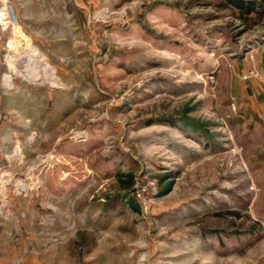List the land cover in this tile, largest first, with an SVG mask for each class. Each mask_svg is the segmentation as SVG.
I'll return each instance as SVG.
<instances>
[{
  "label": "rangeland",
  "instance_id": "obj_1",
  "mask_svg": "<svg viewBox=\"0 0 264 264\" xmlns=\"http://www.w3.org/2000/svg\"><path fill=\"white\" fill-rule=\"evenodd\" d=\"M240 2L0 0V264L264 258V0ZM27 43L53 84L17 74Z\"/></svg>",
  "mask_w": 264,
  "mask_h": 264
},
{
  "label": "bare ground",
  "instance_id": "obj_2",
  "mask_svg": "<svg viewBox=\"0 0 264 264\" xmlns=\"http://www.w3.org/2000/svg\"><path fill=\"white\" fill-rule=\"evenodd\" d=\"M17 30L18 29L14 28L16 33L18 32ZM17 51H19V54H22L25 58V62L22 64L24 66L23 72H17L18 75L29 82H37L38 80L40 82L53 84V72L48 70L49 66L45 64L36 49L29 46L27 43L26 48H23V50L20 48ZM16 63L12 64V67L22 66L21 64L18 65Z\"/></svg>",
  "mask_w": 264,
  "mask_h": 264
},
{
  "label": "crops",
  "instance_id": "obj_3",
  "mask_svg": "<svg viewBox=\"0 0 264 264\" xmlns=\"http://www.w3.org/2000/svg\"><path fill=\"white\" fill-rule=\"evenodd\" d=\"M225 255L228 256V258L232 259L233 262L231 264H245L244 262H242V258H244V256L246 255L245 253H241L239 251L228 252L227 254H222L223 258ZM258 261V264H264V258Z\"/></svg>",
  "mask_w": 264,
  "mask_h": 264
},
{
  "label": "trees",
  "instance_id": "obj_4",
  "mask_svg": "<svg viewBox=\"0 0 264 264\" xmlns=\"http://www.w3.org/2000/svg\"><path fill=\"white\" fill-rule=\"evenodd\" d=\"M241 0H231V2L234 4V6L241 8L243 7V4L240 2ZM246 8V7H245Z\"/></svg>",
  "mask_w": 264,
  "mask_h": 264
}]
</instances>
